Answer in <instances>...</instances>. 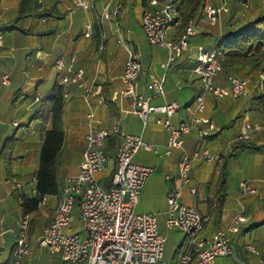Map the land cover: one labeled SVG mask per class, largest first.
I'll list each match as a JSON object with an SVG mask.
<instances>
[{
    "label": "crops",
    "instance_id": "obj_1",
    "mask_svg": "<svg viewBox=\"0 0 264 264\" xmlns=\"http://www.w3.org/2000/svg\"><path fill=\"white\" fill-rule=\"evenodd\" d=\"M38 1L42 8L51 10V15L17 19L19 0H0V264H7L11 258L18 220L23 214L18 193L11 189V177H16L22 184L25 194H33L31 188L35 184L43 134L51 126L54 86L60 85L62 71L54 66L57 56H62L66 64H69V58L73 56L71 66L83 68V80L91 88L88 99L94 113L92 126L109 131L108 135H115V148L120 136L110 132L114 125L125 133L141 135L145 142L157 146V151L140 147L133 157L135 163L153 168L141 188L135 209L137 212H155L157 228L161 234L165 236L164 228L176 230L182 233V238L176 242L170 258L166 256L164 259L163 247L161 261L142 264H177L179 254L185 249L183 232L178 228L165 226L166 195L173 185L180 188L182 203L193 205L200 213L209 216L200 232L202 237H210L216 230L228 225L237 215L244 216L245 220L238 223V231L230 235L232 254L217 256L213 264H264V247L260 250L255 247L258 239L253 232L264 225V207L259 203L260 200L264 201V186L258 195L255 192L243 196H240V179L236 181L234 193L228 192L226 186L222 208L216 215L215 190L221 163L215 159H196L192 162L189 173L190 186H194V193L190 192L188 185L181 184L178 180V161L184 153L191 154L203 149L210 153V149H213L214 156L223 159L232 142L240 134L243 117L258 125L246 140L261 149L264 148V126L256 119H251L249 96L232 98L237 99L232 104L233 112L238 111V115L242 117L237 132L225 147L218 138L223 134V126L231 120L221 123L212 115V111L218 109L221 114L229 109V104L207 94L203 115L212 120L215 129L204 140H198L193 129L183 135L182 146L167 149V130L157 121L167 117L161 113H152L143 123V119L131 111V98L120 95L123 84L119 79L128 56L124 43L119 40V37L123 40L124 30L128 38L126 42L141 64L138 77L140 92L145 96L149 95L150 91L145 88L149 74L164 76V92L152 96L150 104L176 101L180 108L168 117L169 121L173 125L187 121L189 112L185 106L192 102L201 85L198 76L190 70L189 57L195 46L202 45L207 48L216 44L217 38L230 30L242 27L259 13L252 11L248 16L245 13L237 16L234 11L236 9L233 10L237 8L235 0H227V3L232 2L233 13H221L215 23H210L201 11L193 21L195 33L188 39L189 48L183 51L170 67L164 69L162 63L167 59V49L149 44L140 26L143 0H121L118 14L114 18L101 21L106 34L102 50L99 48L100 26L97 15L105 0H97L94 10L90 11L82 8L70 11L69 0ZM209 2L217 6L220 0ZM247 7L252 9L254 5L250 3ZM87 20L93 22L89 37L83 35ZM134 20L137 25L131 30L129 25ZM177 32V28L169 30L168 38L176 39ZM236 72V76L241 78L250 77L255 73L241 67H237ZM227 74L229 72L222 68L215 76V83L224 84ZM3 77H7L6 83H2ZM254 91L255 88H252L251 92ZM36 95L39 97L37 100ZM87 112L88 106L83 99L82 89L74 84L70 85L64 95L61 115L64 143L57 168L60 191L45 195L38 207L28 214V239L33 251L29 257L22 258L20 264H63L60 253L50 252L36 241V237L51 221L66 179L79 169L85 149V133L88 130ZM112 158H108L104 170L96 173L98 181L104 187L109 186L107 176L113 171ZM211 166L213 170L210 174ZM166 175L170 176V180L165 179ZM248 181L256 189L252 181ZM77 213L75 206L72 209L71 230L80 229ZM246 243H250L255 251L247 250ZM189 251L192 252L191 248Z\"/></svg>",
    "mask_w": 264,
    "mask_h": 264
},
{
    "label": "built area",
    "instance_id": "obj_2",
    "mask_svg": "<svg viewBox=\"0 0 264 264\" xmlns=\"http://www.w3.org/2000/svg\"><path fill=\"white\" fill-rule=\"evenodd\" d=\"M69 10L82 8L94 10L97 0H69ZM121 0H105L97 15L99 22L100 50L103 49L105 30L101 21L114 18L120 8ZM186 0H146L140 17V26L147 42L154 46L167 49V59L162 67L167 69L172 62L189 48V37L195 33L193 21L189 20L183 33L176 39L168 38V32L177 28L182 21V9ZM244 7L248 0H240ZM227 0H220V4L213 6L209 0H203L202 13L210 22L215 23L221 13L228 12ZM93 22L87 20L84 24L83 35L89 37ZM127 58L119 79L123 84L120 95L131 98V111L139 115L146 122L152 113L164 114L167 118L157 121L167 130L166 148L172 149L182 146L183 135L195 130L198 140H204L214 129L212 120L203 115L205 97L210 94L214 98L249 96L252 88L264 87V72L257 70V78H241L233 74L225 76V83H215L216 74L222 69L224 52L217 44L210 47L196 45L190 55V70L200 79L198 88L192 102L185 106L189 112L187 121L173 125L168 117L175 113L180 105L176 101L161 104H150L149 100L156 94L164 92V76L156 77L149 74V81L145 88L149 95H143L139 90L138 77L141 73V64L135 58L128 42H124ZM74 57L65 63L62 56L54 60L56 69L61 70L59 84L64 95L70 85H75L83 91V99L88 106L87 125L85 133V149L79 163L77 173L66 179L61 199L54 210L51 221L45 225L36 241L45 246L50 252H59L63 264H142L161 261L165 236L157 228L155 212H137L135 207L138 202L141 188L146 178L153 171L150 166L137 164L133 161L135 153L140 147L146 150L157 151V146H152L142 139L141 135L129 134L121 131L117 125L112 126L111 133L120 136V141L115 149L113 160V173L110 184L104 187L97 179L96 173L106 168L108 158L104 153L105 139L109 131L96 129L92 126L94 119L93 109L88 96L91 88L83 80V68H73L71 63ZM8 81L2 78V83ZM252 85V86H250ZM38 95L35 96L37 100ZM101 102V100L99 101ZM242 128L237 140H246L250 133L258 128L247 118L241 120ZM196 159L211 161L215 159L222 162L220 156H212L206 149L184 153L178 161V180L181 184L189 186L191 193L195 192L190 186V168ZM170 180V176H165ZM11 189L18 194L22 193L23 186L16 179H10ZM240 196L255 193L256 189L248 180L239 182ZM34 193V189L31 188ZM180 188L173 185L167 191L165 210L166 228H178L184 234L185 249L179 254L177 264H213L217 256L232 254L230 235L238 231V223L245 220L239 214L224 228L216 230L210 237H202L205 223L209 220L207 214L200 213L193 205L180 201ZM20 200V198H19ZM77 207V220L80 229L71 230L72 209ZM66 228V230L64 229ZM29 215L22 214L18 220V229L12 248L11 258L7 264H20L22 258L32 254L33 246L28 239ZM191 248L192 252L189 251ZM245 248L255 251L250 243Z\"/></svg>",
    "mask_w": 264,
    "mask_h": 264
},
{
    "label": "trees",
    "instance_id": "obj_3",
    "mask_svg": "<svg viewBox=\"0 0 264 264\" xmlns=\"http://www.w3.org/2000/svg\"><path fill=\"white\" fill-rule=\"evenodd\" d=\"M145 1L143 3L145 5ZM203 0H186L182 9V21L177 27V37L183 33L189 20L194 21L195 16L202 11ZM51 10L42 8L38 0H19L17 19L28 16L43 17L51 15ZM176 37V38H177ZM217 46L224 52L222 68L229 74L236 75V68H247L249 72L261 70L264 72V14H259L251 21L236 30H230L217 38ZM64 91L61 85L54 86L53 104L51 106V126L44 131L43 142L39 153L38 167L35 172L34 193L27 195L24 192L18 194L23 214L34 211L43 197L47 194H56L60 191L57 168L60 162L64 143V130L62 126V107ZM251 119H256L264 126V87L255 89L248 99ZM240 117H242L240 115ZM115 135L106 136L104 153L107 158L115 154ZM260 146L249 140H235L230 150L222 159L215 196L217 199L216 215L222 208L226 195V162L237 151L259 150ZM113 171L107 176L110 178Z\"/></svg>",
    "mask_w": 264,
    "mask_h": 264
},
{
    "label": "rangeland",
    "instance_id": "obj_4",
    "mask_svg": "<svg viewBox=\"0 0 264 264\" xmlns=\"http://www.w3.org/2000/svg\"><path fill=\"white\" fill-rule=\"evenodd\" d=\"M169 0H166V2ZM237 2V8L234 11H236V15L240 16L241 13L247 14V16L254 11L253 13L257 12L259 14H264V0H248V5L250 3H253L254 7L252 9H249L248 7H244L240 0H235ZM231 3L228 1L229 5V12H225L223 14H232L233 10H231ZM220 4V3H219ZM242 18H244L242 16ZM27 24V22H25ZM135 20L133 23L129 25V28L133 30L134 26H136ZM123 35V40L126 42L127 34L126 32H122ZM129 35V34H128ZM122 44V43H121ZM252 79L257 78V70L255 71L254 74L250 76ZM252 95H249V97ZM237 100V99H236ZM236 100L232 99V97H223L220 98L221 102L228 103V110L225 112L221 113L219 112L218 109H215L212 111V115L216 117V119L220 120L219 122L224 123L231 120V122L226 123L223 127V134L219 136L218 141L222 142L223 146L225 147L226 143L228 141H231L233 139L234 134L238 130V124L240 121V116L238 115V111L233 112V107L232 104L236 102ZM234 122L232 123V121ZM231 143V142H230ZM229 145V143H228ZM213 149H210V154L214 156L213 154ZM213 166L210 168V174L212 173ZM209 174V175H210ZM240 180H250L252 181V184L256 186V195L260 194L261 192V187L264 186V148L253 151V150H244V151H237L235 154L230 156L227 159L226 162V186L228 189V192L231 191L234 193L235 191V185L236 181ZM261 206L264 207V201L260 200L259 201ZM251 207V205H250ZM254 206H252L253 208ZM264 212V211H262ZM65 229V228H64ZM254 234L257 235L258 241L255 243V247L259 250L260 248L264 247V225L260 226L258 229L253 230ZM163 233L165 234V241H164V259L167 257H171L172 251L176 246V242H178L182 238V233L176 230H166L164 228ZM261 247H260V246Z\"/></svg>",
    "mask_w": 264,
    "mask_h": 264
}]
</instances>
